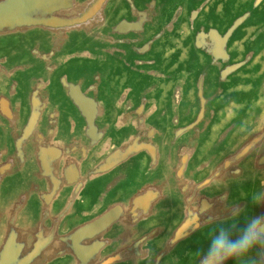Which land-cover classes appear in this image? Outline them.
<instances>
[{"label": "water", "instance_id": "obj_1", "mask_svg": "<svg viewBox=\"0 0 264 264\" xmlns=\"http://www.w3.org/2000/svg\"><path fill=\"white\" fill-rule=\"evenodd\" d=\"M259 215L264 0H0V264H199Z\"/></svg>", "mask_w": 264, "mask_h": 264}, {"label": "clouds", "instance_id": "obj_2", "mask_svg": "<svg viewBox=\"0 0 264 264\" xmlns=\"http://www.w3.org/2000/svg\"><path fill=\"white\" fill-rule=\"evenodd\" d=\"M253 203L259 204L260 201L253 195ZM203 210H207V205L201 209L199 214H192L195 220H191L184 228L186 236L189 232L197 230L200 225V215ZM239 209H233V214ZM235 227V224H233ZM259 249L256 256H250L254 249ZM199 264H226L230 259H239L248 256L247 264H264V215L254 216L246 220L240 234L234 239L230 232L221 228L219 235H212L206 252H197Z\"/></svg>", "mask_w": 264, "mask_h": 264}]
</instances>
